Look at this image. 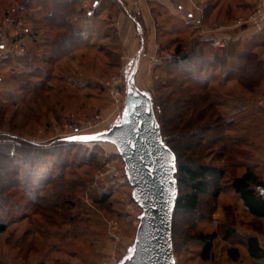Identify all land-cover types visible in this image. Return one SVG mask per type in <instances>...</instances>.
<instances>
[{
  "label": "rangeland",
  "instance_id": "rangeland-1",
  "mask_svg": "<svg viewBox=\"0 0 264 264\" xmlns=\"http://www.w3.org/2000/svg\"><path fill=\"white\" fill-rule=\"evenodd\" d=\"M97 2L98 8L94 6ZM147 2L84 0L72 7L73 13L64 14V19L71 21L68 29L54 31L44 22L45 12L36 2L0 0V34L6 19L22 24L7 25L12 43L0 50V145L9 143L11 154L22 160L23 179L21 187L5 193L8 204L0 201V219L9 224L0 236V264H119L135 242L143 213L132 198L125 163L113 144L70 145L63 140L107 131L126 117L128 78L138 57V89L151 95L153 105L164 93L172 94L175 117L173 106L179 108V99L186 102L192 95L203 97L201 90L183 85L178 78L171 65L176 49L180 47L185 54L194 49L214 51L204 45L208 39L213 45L215 39L225 46L240 45L248 35L233 41L219 34L231 28L235 30L231 34H243L252 28L238 26L236 21L264 11V0H256L247 14L214 15L205 24L197 18L184 25L170 22L166 12L160 11L161 18L154 16V37L142 20ZM222 2L223 11L232 3ZM121 14L129 27L119 20ZM27 30L31 38H22ZM76 33L83 36L76 47L64 49L54 58L57 37ZM33 36L38 41L30 49ZM16 43L21 47L18 50L13 49ZM243 44L240 49H247ZM25 53L31 56L29 64ZM214 75L220 83L212 86L216 92L199 104L196 115L204 114L199 120L193 118L186 129L191 135L199 133L200 145L185 153L179 151L178 164L215 166L223 168L226 175L218 199L208 194L196 213L176 212L172 240L176 264H264L253 261L245 248V236L250 235L258 236L264 247V221L250 216L230 188V182L248 169L264 179V111L259 106L264 84L259 92H249L237 81L224 85L220 70ZM219 94L222 106H211ZM161 110L159 106L155 109L159 117ZM249 125L256 130L247 133ZM177 134L174 131L167 138L181 147L187 140L178 139ZM29 142L41 147H29ZM48 177L58 184H48ZM39 187L42 193L36 192ZM179 189L180 194L188 190L182 185ZM52 191L57 196L48 197ZM106 191L113 192L111 202L97 205L94 201ZM229 231L235 235L225 241ZM199 233L217 234L213 258L208 262L200 259L202 247L192 239ZM230 249H236L237 254L230 255Z\"/></svg>",
  "mask_w": 264,
  "mask_h": 264
},
{
  "label": "trees",
  "instance_id": "trees-1",
  "mask_svg": "<svg viewBox=\"0 0 264 264\" xmlns=\"http://www.w3.org/2000/svg\"><path fill=\"white\" fill-rule=\"evenodd\" d=\"M28 1L36 2L39 7L43 8L45 12L44 22H46V24L50 28H53L54 31H59L62 29L67 30V24L71 22L67 19H64V14L67 11L72 12V7L80 4L84 0H26V3H28ZM215 2L216 0L208 1L207 5L204 8V18L202 19V23H207L209 13L212 11ZM94 6L98 8L100 6V2H97ZM88 16L90 17V15ZM29 33V30L23 32V34L21 35L22 38L24 36L31 38V33ZM81 37L83 36H81L80 33H76L74 35L71 34L70 36L68 34V36L64 35L63 37H57L56 41H54L53 43V48H55L53 49L54 58H58L62 53H64V49L67 51L71 47H76L77 42L81 39ZM32 39V43L30 42V49L36 46L38 41L36 36H33ZM258 43L264 44V34L263 37L258 40ZM204 45L211 46L214 51H206L204 49H199V51H197L196 49H194L192 53L185 54L181 53V48L178 47L176 49L174 58L171 61V65L179 73L178 78L182 79L184 83L183 85H190L193 88L201 90L203 97L192 95L191 98H189L186 102H184V100L182 99H179L177 102V105H180L179 108L177 106H173V109H175L176 113L175 117H173L172 112L174 111H172V102L170 100L172 94L164 93L161 100L159 102L154 101L153 105L154 111L158 106L162 109L160 114L161 117H159V115H156V117L160 119L158 120V123L160 125L161 133L163 136V142L174 152L176 156L175 179L178 196L173 216V222L177 211L185 213H196L200 209L203 196L210 194L214 199H218L222 192V181L226 175V172L223 168L204 164H197L195 167L180 163L178 164V160L180 158L179 151L185 153L187 152V150L192 149L193 147L198 148L200 145L199 141L202 139V137L199 135V133L197 132L191 135L190 132L186 133V129L191 121H193V118L194 121L195 119L199 120L200 116L204 114L200 113L196 115L197 107L199 106V104L207 101L208 95L211 94L212 91H215L212 89V86L214 88L216 84H220L218 82V78H216V75H214V73L217 70H220V72L223 74L221 77V81L224 85L225 83L228 84L237 81L241 87L249 92H259L261 85L264 84V61L261 59L259 54L253 51V43L246 44L248 45V48L244 50L240 49L241 45H234V43H228V45L223 49H217L216 47H214L212 39L206 40L204 42ZM208 54H210V58L207 57ZM23 57H28L26 58L28 60H26L25 62L29 64L31 56L28 53H25ZM195 58L197 60H195ZM211 70H215V72L213 73ZM224 85L221 84V87H223ZM149 96L151 97V95ZM221 102L222 100H220L219 94L214 98L211 106H222ZM190 114L194 116L191 115V119H189L187 124L185 125V120L189 117ZM252 115L253 114L249 115L248 119H250ZM221 118L222 117L219 116V121L222 122L221 124H224ZM174 119H176V127L174 128V130H172V128L170 127L174 124ZM255 130L256 129L254 126L249 125L246 132L250 133ZM174 131H177L178 139L187 140L186 143L184 142L181 145V147L174 146V142L167 138V135L173 133ZM63 143L70 145L85 144L69 141L68 139H64ZM28 144V146L32 148H36V146L41 147L39 145H35V143L32 142H29ZM11 150L12 146H10L9 143L0 145V201L7 204L9 203V197L5 196V193L9 191V189L21 187L23 183V179L21 176L22 160L20 158H17L15 154H11ZM126 178L128 180L127 174ZM47 179L49 182L48 184H58L59 182L58 180H55L51 177H48ZM2 182H6L7 184L5 183V185H3ZM128 184L130 185L129 180ZM181 185L188 188V190L183 194H180L179 186ZM62 186L63 185L61 184L60 187ZM130 187L132 188L131 185ZM259 187L264 188V179L259 173H257V171L252 169L246 170V172L242 176L237 177L230 182L231 190L238 196L239 200L242 202L244 208L247 210L250 216L257 220L264 221V198L257 190ZM36 190V192L38 193L43 192L42 187H39ZM51 193L52 195L49 194L48 197H52L53 195L57 194V192L55 191H52ZM112 196L113 192L106 191L101 195L99 199H96L94 202L97 205L104 206L111 202ZM58 198L61 197L59 196ZM134 202L136 203L135 200ZM35 205H38V203H36ZM136 205L138 208H140L137 203ZM8 227V221L0 219V236L8 231ZM234 235V231H229L225 235L224 240L229 241ZM216 238L217 234L205 233H199L192 237V239L197 241L202 247L200 252V259L203 262H208L213 258L214 243ZM133 245L126 256L130 254ZM245 248L249 257L253 261H264V247L258 236H245ZM229 254H237V250L230 249ZM125 257H123L121 261ZM121 261L119 263H121Z\"/></svg>",
  "mask_w": 264,
  "mask_h": 264
},
{
  "label": "water",
  "instance_id": "water-1",
  "mask_svg": "<svg viewBox=\"0 0 264 264\" xmlns=\"http://www.w3.org/2000/svg\"><path fill=\"white\" fill-rule=\"evenodd\" d=\"M138 61L139 57L128 78L126 117L107 131L74 136L96 139L82 141L70 137L68 140L85 144L110 143L123 158L134 190L133 198L143 213L133 248L119 264H176L172 241L178 196L176 156L163 142L151 97L136 85Z\"/></svg>",
  "mask_w": 264,
  "mask_h": 264
},
{
  "label": "crops",
  "instance_id": "crops-1",
  "mask_svg": "<svg viewBox=\"0 0 264 264\" xmlns=\"http://www.w3.org/2000/svg\"><path fill=\"white\" fill-rule=\"evenodd\" d=\"M222 1L223 0L219 2L217 1L214 3L213 9L209 13V17L217 15V17L220 16L222 18V16L229 17V15L232 16V14L235 15L238 13L247 14L251 10H253V8L256 6V0H230L232 2L231 5L227 8V10L223 11ZM207 3H208V0H186V1H183V0L182 1L181 0H148L147 4L144 7L142 20L145 22L147 27L151 28L149 29L154 32V37H155L156 31H157V25H156V20L154 16L156 18H161L160 11L166 12L168 20L170 22H173L174 24L175 23H182L183 25L185 23L191 24V22L197 18L201 19V22H202V19L204 18V8L207 5ZM121 9L123 10V8ZM221 18H218V19H221ZM119 20L123 24L126 23V26L129 25L127 23L128 21L126 20L125 16H123V14L120 15ZM152 25L154 26V28ZM230 30H232V28L225 30L226 31L225 33H222V35L221 34L219 35L220 36L224 35L222 38H224L225 40H233V41H235V39L239 38L241 35H245V34L248 35L249 38L241 42H238V43H240V45H242V43L244 44L253 43V47H252L253 51L259 54L262 59L261 50L264 48V44L258 43V40L263 37L264 24L261 30L250 29V30L244 31L243 34H231L232 32L235 33L234 32L235 30L234 29L232 31ZM252 30H255L254 33H252ZM223 48L224 47L220 49H223Z\"/></svg>",
  "mask_w": 264,
  "mask_h": 264
},
{
  "label": "built area",
  "instance_id": "built-area-1",
  "mask_svg": "<svg viewBox=\"0 0 264 264\" xmlns=\"http://www.w3.org/2000/svg\"><path fill=\"white\" fill-rule=\"evenodd\" d=\"M183 1H186V0H183ZM263 19H264V11L258 10L256 12H254L253 14H251L250 16H248L247 18H240V19H238L236 21V24L238 26H241V27H244V28H248V29L249 28H252V29L253 28H259V30H261L263 28ZM12 23L14 25H17V24L20 25L21 22L20 23L12 22L11 19L10 20L6 19V20L3 21V24H4L3 26H5V27L1 29V34H0V40H1L0 50L6 49L8 47V45L10 43H12L10 37L8 36V35H10L9 34L10 32H8L9 31V26H7L8 24L10 25ZM15 34L17 35L18 32H16ZM214 41H215V44H214L215 46L220 47V48L225 47V44L221 43L220 42L221 41L220 39H215ZM19 48H21L20 45H18L17 43L14 44V47H13L14 50H18ZM262 59L264 61V56L262 57ZM259 106L264 111V95L259 100ZM257 190L260 193V195L264 198V188L263 187H259Z\"/></svg>",
  "mask_w": 264,
  "mask_h": 264
},
{
  "label": "snow or ice",
  "instance_id": "snow-or-ice-1",
  "mask_svg": "<svg viewBox=\"0 0 264 264\" xmlns=\"http://www.w3.org/2000/svg\"><path fill=\"white\" fill-rule=\"evenodd\" d=\"M72 139H80L82 141H88V140H93V139H96V137H79V138H76V137H73ZM174 159V158H173ZM173 168H174V165H173ZM129 260L132 259V257H128Z\"/></svg>",
  "mask_w": 264,
  "mask_h": 264
}]
</instances>
